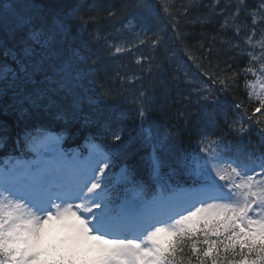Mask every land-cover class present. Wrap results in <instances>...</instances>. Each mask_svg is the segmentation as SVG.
<instances>
[{
	"label": "snow or ice",
	"instance_id": "1",
	"mask_svg": "<svg viewBox=\"0 0 264 264\" xmlns=\"http://www.w3.org/2000/svg\"><path fill=\"white\" fill-rule=\"evenodd\" d=\"M29 6L27 0L6 5L0 10V22H6L7 13L15 15L17 7ZM135 7L141 12V22L151 17L148 0H139ZM212 7L215 10L219 4ZM226 7H235L236 13L221 28L235 26L234 39L239 42L227 43L239 56H247L242 72L249 99L254 97L256 106L251 114L244 109L239 120L229 121L225 112L224 124L243 136L248 131L245 121L249 125L254 121L264 134V120L259 119L264 116V24L256 21L257 15L264 17V0L250 13L251 24L238 23L245 0ZM127 27L135 29L132 20ZM30 38L41 47L39 59H32L36 50L25 46L19 58L13 53L18 71L0 66V80L10 85L19 81L22 90L40 83L37 74L68 39L67 25L60 23L47 33L34 27ZM150 42L156 47L160 38L153 35ZM110 48L122 51L115 45ZM74 55L80 58L78 50ZM231 69L226 63V70ZM206 74L212 84L198 90L197 103L199 111L214 122L210 106H218L220 100L213 85L219 83L226 92L230 77L221 72ZM239 75L233 72L231 78ZM249 75L253 80L247 79ZM79 77L77 72L70 82L62 79L60 88L78 85ZM42 98L39 88L35 97L32 93L25 96L33 103ZM135 103L145 139L155 140L152 175L156 187L152 194H147L145 185L127 168L112 174V153L96 144L94 137L85 141L87 155H82L79 150L64 152L58 146L59 138L42 129L29 132L25 142L35 157H9L0 162V264H264V156L259 162L252 161L248 154L233 153L223 136L204 133L192 154L180 162L179 173L172 170L165 178L159 153L166 150L169 137L157 140L151 128L145 127L149 118L145 93ZM234 107L240 109L241 105ZM110 134L115 148L122 136L119 131ZM37 145H43L49 155ZM177 174L186 179L173 183L171 176Z\"/></svg>",
	"mask_w": 264,
	"mask_h": 264
},
{
	"label": "trees",
	"instance_id": "2",
	"mask_svg": "<svg viewBox=\"0 0 264 264\" xmlns=\"http://www.w3.org/2000/svg\"><path fill=\"white\" fill-rule=\"evenodd\" d=\"M148 2L152 15L146 22H141V12L135 7L139 0H27L29 7H17L15 15L6 14V22H0V66L18 71L13 53L19 58L25 46L36 50L37 56L32 59H39L41 47L30 38L34 27L47 33L64 23L68 39L59 46L58 55L43 65L36 86L22 90L19 81L10 85L0 80V157L25 151V135L35 128L64 133L63 147L80 146L94 137L95 143L112 153V174L127 168L150 194L156 186L152 163L157 153L153 150L155 140L145 139L136 114L135 98L141 92L149 108L145 127L151 128L157 140L169 137L166 150L159 153L163 177H169L172 170L179 173L180 162L192 154L193 145L204 133L214 138L223 136L233 152L240 149L254 156L264 154L261 125L245 121L248 131L240 136L224 124L225 112L229 121L239 120L244 109L251 114L256 106L249 99L242 72L248 64L247 56H239L238 50L227 43L239 42L234 39L235 26L221 28L225 19L230 21L236 13L235 7L226 6L238 0ZM17 3L0 0V10ZM216 4L219 7L213 10ZM245 4L244 11L238 13V23L251 24L250 13L259 9L260 0H245ZM221 8H225L223 14ZM110 12L115 15L109 16ZM129 20L135 24L134 30L127 27ZM256 21L264 24V17L257 15ZM256 31L258 41L261 29ZM153 35L160 38L156 47L150 42ZM110 45L122 51L116 53ZM76 50L80 58L74 55ZM256 51L259 53V48ZM226 63L232 65L230 71ZM77 72L78 85L60 88L62 79L70 82ZM207 72L230 77L226 92L219 83L213 85L220 100L218 106H210L215 112L214 122L199 111L197 103L198 90L212 84ZM233 72H239V77L232 79ZM8 76L11 78V73ZM36 88L42 90L43 98L35 103L25 99L28 93L35 97ZM235 104L241 108H235ZM259 119L264 120V116ZM114 131L122 136L115 148L110 134ZM178 179L186 177L171 176L173 183Z\"/></svg>",
	"mask_w": 264,
	"mask_h": 264
},
{
	"label": "rangeland",
	"instance_id": "3",
	"mask_svg": "<svg viewBox=\"0 0 264 264\" xmlns=\"http://www.w3.org/2000/svg\"><path fill=\"white\" fill-rule=\"evenodd\" d=\"M257 83H258V81H257ZM51 135L54 136V137H58L57 135H55V134H53V133H51ZM58 138H59V137H58ZM50 143H51L53 146H55V141H51ZM37 148H38L40 151H42L44 155H49L48 152L44 151V146H43V145H37ZM32 153H33L32 156L27 157V158H23V159H32V158H34V157H35V152H32ZM13 162H14V161H13Z\"/></svg>",
	"mask_w": 264,
	"mask_h": 264
}]
</instances>
